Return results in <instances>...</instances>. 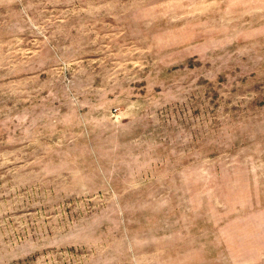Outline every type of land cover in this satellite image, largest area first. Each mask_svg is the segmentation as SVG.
Instances as JSON below:
<instances>
[{
	"label": "rangeland",
	"instance_id": "obj_1",
	"mask_svg": "<svg viewBox=\"0 0 264 264\" xmlns=\"http://www.w3.org/2000/svg\"><path fill=\"white\" fill-rule=\"evenodd\" d=\"M0 264H264V0H0Z\"/></svg>",
	"mask_w": 264,
	"mask_h": 264
}]
</instances>
